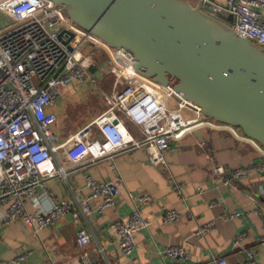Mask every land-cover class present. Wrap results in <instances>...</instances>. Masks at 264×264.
I'll return each mask as SVG.
<instances>
[{
    "label": "built area",
    "instance_id": "built-area-1",
    "mask_svg": "<svg viewBox=\"0 0 264 264\" xmlns=\"http://www.w3.org/2000/svg\"><path fill=\"white\" fill-rule=\"evenodd\" d=\"M209 13L226 21L243 38L264 50V0H197ZM50 0H0V13L5 24L0 28V214L3 223L20 220L33 230L42 229L69 214L74 222L80 215L101 213L115 206L120 196V181L110 183L86 177L87 194L73 211L70 202L52 199L46 213L30 214L27 203H37L36 194L47 180L66 178L70 169L114 157L130 150L144 148L150 163L166 167L165 153L171 142H178L201 130L225 132L239 140L250 142L264 158V149L253 140L241 136L231 126L206 120L199 109L183 100L170 86H161L139 75L132 56L124 49L111 48L90 33L73 24L58 8L51 9ZM85 49L87 53L82 51ZM105 66H99L100 56ZM90 68L112 77V88L103 94L104 110L76 133L60 142L54 130L57 116L53 108L64 91L82 83ZM97 80H95L96 83ZM128 126L136 129L134 135ZM79 141L83 154L68 163L58 162L64 147L74 150ZM82 157V158H81ZM264 164H249L232 170L215 164L213 173L224 183L227 176L239 180L254 173H263ZM174 189L180 187L175 183ZM133 209L130 216L111 224L115 245L121 256L129 257L134 249V234L147 230L148 221L136 202H148L149 196L135 197L127 192ZM97 202L95 208L92 203ZM264 212V208L261 209ZM165 222L179 218V213L166 211ZM225 218H227L225 216ZM211 223L199 228L195 235L213 230ZM76 245L83 264H99L88 260L84 250L90 244L85 229L76 232ZM242 238L236 237L232 247L238 248ZM264 243V236L261 239ZM164 257L188 260L182 247H168L158 253ZM244 264H256L252 250L245 251ZM15 264H26L19 256ZM202 264H226L222 257L212 256Z\"/></svg>",
    "mask_w": 264,
    "mask_h": 264
},
{
    "label": "crops",
    "instance_id": "crops-1",
    "mask_svg": "<svg viewBox=\"0 0 264 264\" xmlns=\"http://www.w3.org/2000/svg\"><path fill=\"white\" fill-rule=\"evenodd\" d=\"M185 1L193 6L199 3L197 0ZM4 24V16L0 13V28ZM95 73L97 85L89 93L93 102L99 103L93 95L97 93L103 98V94L110 92V76L104 70ZM78 84L67 88L53 108L57 116L54 130L60 142L64 141L63 132L65 136L76 133L104 110V107L96 109L93 117L80 127H64L63 113L67 104L73 101L64 95L73 93ZM81 97L86 99L87 96ZM128 127L137 135L135 128ZM198 132L200 136L194 133L171 142L170 150L165 153L164 169L153 166L146 150L141 148L120 153L113 162L102 160L85 164L68 170L66 178L45 181L43 188L37 191V203L29 202L25 206L30 214L46 213L52 199L70 202L73 211L79 210L78 204L87 194V176L99 182L117 183L119 180L120 196L115 206L101 213L80 215L77 222L66 214L36 231L20 220L5 224L0 218V264H15L19 256H25L26 264H83L75 238L79 229H85L91 237L84 250L88 260L99 264H162L158 253L175 246L186 251L188 260L165 256L167 264H202L212 256L224 258L226 264H244L247 250L254 251L256 264H264V243L261 241L264 236V212L261 211L264 208V172L239 180L227 176L226 183L213 173L215 164L235 170L249 164H264V158L250 142L236 139L229 133ZM83 152L81 144L74 150L64 147L58 153V162L76 160ZM175 183L180 187L179 192L174 189ZM127 192L135 197H150L148 202H136L149 225L147 230L134 234L133 252L124 257L115 245L111 224L130 216L133 206ZM96 204L92 203L91 207L95 208ZM3 211L4 206H0V214ZM166 211L178 212L179 218L165 222L162 217ZM209 223L214 228L211 232L195 235L199 228ZM238 236L242 240L239 247L234 248L232 243Z\"/></svg>",
    "mask_w": 264,
    "mask_h": 264
},
{
    "label": "water",
    "instance_id": "water-1",
    "mask_svg": "<svg viewBox=\"0 0 264 264\" xmlns=\"http://www.w3.org/2000/svg\"><path fill=\"white\" fill-rule=\"evenodd\" d=\"M50 1L103 44L127 51L139 75L264 149V50L238 36L231 17L185 0Z\"/></svg>",
    "mask_w": 264,
    "mask_h": 264
},
{
    "label": "rangeland",
    "instance_id": "rangeland-1",
    "mask_svg": "<svg viewBox=\"0 0 264 264\" xmlns=\"http://www.w3.org/2000/svg\"><path fill=\"white\" fill-rule=\"evenodd\" d=\"M82 51L84 52V54L87 53L85 49H83ZM104 60L105 57L103 55L100 56V60L98 61L99 62L98 64L102 68L103 66H105ZM104 72L106 71L104 70ZM95 80H97L96 73L88 74L82 83H79L78 85L75 86V91L73 93L70 92L67 94V96L64 95L66 99L71 98L69 100H73L67 104L66 107L67 109L63 113V118L61 119V121L65 124L64 127L68 125L72 126L73 129L78 126L80 127L81 125H83L85 122H88L93 117V113L96 109H98L99 107L105 108L104 100L103 98L100 97L101 95L94 93L93 98L99 101V103H94L91 98L92 94L89 93L91 90H93V87L97 85L96 84L97 82L95 83ZM87 92L89 94H87ZM82 95H85V97L87 96L86 99H84V97L82 98L81 97ZM100 102L102 105H100ZM65 135L66 133L63 132L62 135V138L64 137L63 140L67 138V136ZM75 143H76L75 146L77 144H81L79 141H76Z\"/></svg>",
    "mask_w": 264,
    "mask_h": 264
},
{
    "label": "trees",
    "instance_id": "trees-1",
    "mask_svg": "<svg viewBox=\"0 0 264 264\" xmlns=\"http://www.w3.org/2000/svg\"><path fill=\"white\" fill-rule=\"evenodd\" d=\"M112 82H113V79H112V77H110V86H111V88H112Z\"/></svg>",
    "mask_w": 264,
    "mask_h": 264
}]
</instances>
